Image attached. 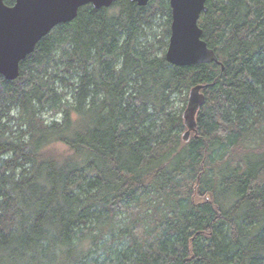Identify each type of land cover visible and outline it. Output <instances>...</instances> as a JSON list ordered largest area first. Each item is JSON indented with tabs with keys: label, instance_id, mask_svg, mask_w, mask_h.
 <instances>
[{
	"label": "trees",
	"instance_id": "1",
	"mask_svg": "<svg viewBox=\"0 0 264 264\" xmlns=\"http://www.w3.org/2000/svg\"><path fill=\"white\" fill-rule=\"evenodd\" d=\"M206 8L223 70L146 45L168 0H119L82 7L17 80L0 75V264H264V0ZM197 84L210 86L185 143L171 103ZM55 144L68 154L48 156Z\"/></svg>",
	"mask_w": 264,
	"mask_h": 264
},
{
	"label": "water",
	"instance_id": "2",
	"mask_svg": "<svg viewBox=\"0 0 264 264\" xmlns=\"http://www.w3.org/2000/svg\"><path fill=\"white\" fill-rule=\"evenodd\" d=\"M119 0H0V75L6 81L19 78L20 63L31 55L39 41L55 27L70 23L84 6L109 8ZM145 7L151 0H129ZM171 10L170 36L165 61L175 67L215 64L224 69L215 52L202 40L199 20L207 11L206 0H168ZM209 84H197L188 91L182 113L185 131L182 141L197 136L196 117L205 104L203 91Z\"/></svg>",
	"mask_w": 264,
	"mask_h": 264
},
{
	"label": "rangeland",
	"instance_id": "3",
	"mask_svg": "<svg viewBox=\"0 0 264 264\" xmlns=\"http://www.w3.org/2000/svg\"><path fill=\"white\" fill-rule=\"evenodd\" d=\"M160 9V4L158 1H156L152 7L151 10L153 12L158 11ZM154 16V15H153ZM167 15H163L161 12L157 15H155V20L153 22V26L151 31H146L149 34V40L148 43L146 44L147 46H156L153 47V52L155 53V55H159V56H164L165 52L167 50L168 47V43H169V36H166V32L167 30L170 31V26H171V19H168V17H166ZM161 43V44H159ZM151 44V45H150ZM153 44V45H152ZM165 44V46H164ZM158 45L160 47V50H158ZM189 91V90H188ZM188 91H185L183 93H177L173 96L172 99V109L173 111H179L182 115L183 111L186 108L187 105V98H188ZM58 118L59 115H53L52 112H45L44 113V118L47 120H51L52 118ZM183 134V133H182ZM181 134V136H182ZM193 137V134L191 135L190 138ZM46 154L48 156H57V157H62V156H66L68 154V149L61 144H55L49 148H47L46 150ZM120 224L124 225L125 224V214H122L119 216L118 220ZM110 237L106 238L107 242H109ZM115 244H118V241L116 240ZM103 250H99L98 254L102 255L103 254Z\"/></svg>",
	"mask_w": 264,
	"mask_h": 264
}]
</instances>
